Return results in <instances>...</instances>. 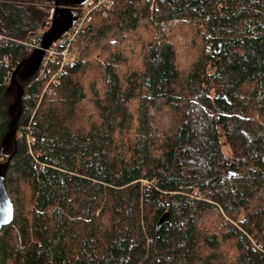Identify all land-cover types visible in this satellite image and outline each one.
I'll return each instance as SVG.
<instances>
[{
    "label": "trees",
    "instance_id": "1",
    "mask_svg": "<svg viewBox=\"0 0 264 264\" xmlns=\"http://www.w3.org/2000/svg\"><path fill=\"white\" fill-rule=\"evenodd\" d=\"M113 1L44 93L23 42L54 4L0 0V264H264V0Z\"/></svg>",
    "mask_w": 264,
    "mask_h": 264
},
{
    "label": "water",
    "instance_id": "2",
    "mask_svg": "<svg viewBox=\"0 0 264 264\" xmlns=\"http://www.w3.org/2000/svg\"><path fill=\"white\" fill-rule=\"evenodd\" d=\"M52 2L55 6L54 18L50 28L43 34L41 40V48L31 53L30 57L24 64V70L21 72L23 79L34 76L40 67L45 50L49 48L64 32L69 30L77 21L79 16V7H82L90 0H44ZM23 64L18 66L13 73V83L17 87L16 101L12 106V113H15L17 108L21 109L22 87L16 79L17 72ZM20 117V111L15 116L12 122V131L6 138L4 146L10 147L8 138L14 139L16 137L17 122ZM10 164V158L4 162L0 161V231L2 228L11 223L14 217V205L6 189V176ZM169 214L165 213L159 220L157 229L168 220Z\"/></svg>",
    "mask_w": 264,
    "mask_h": 264
},
{
    "label": "built area",
    "instance_id": "3",
    "mask_svg": "<svg viewBox=\"0 0 264 264\" xmlns=\"http://www.w3.org/2000/svg\"><path fill=\"white\" fill-rule=\"evenodd\" d=\"M113 4V0H90L87 2L82 6L83 10L79 12L76 23L45 50L37 72L38 79L45 82L44 92H51L52 86L58 83L60 77L65 73L66 68L75 65L78 56L73 46L86 22L92 18L95 12L107 10ZM54 10L55 7L53 6L49 11L44 28L42 26L43 29L36 33V37L23 42L30 54L41 48L42 36L52 24ZM6 38V36L0 33V43ZM3 61L6 66H9L11 63V59L7 56L3 57ZM10 77L12 79V72L10 73Z\"/></svg>",
    "mask_w": 264,
    "mask_h": 264
},
{
    "label": "rangeland",
    "instance_id": "4",
    "mask_svg": "<svg viewBox=\"0 0 264 264\" xmlns=\"http://www.w3.org/2000/svg\"><path fill=\"white\" fill-rule=\"evenodd\" d=\"M41 7H43V9L47 11V13H49L50 9L52 8V6H48L45 4H42ZM80 10H83V8L81 7ZM45 23H46V20L41 25V27L36 32H34L35 33L34 35H37L36 33L44 28ZM42 26H43V28H42ZM176 29L174 28L172 33L169 34L168 36L170 38H172V40L176 44L177 52H178L177 53L178 61L181 62V65H183V67H188L190 62H192V60H193V56L196 55V52H194L193 48L191 47V44L195 43L196 46H198V42L197 41L194 42V40L192 39V37H191L192 32L190 31L191 30L190 28L183 26V25H180L178 27V29L177 30ZM224 150L227 153H230V149L226 144H224ZM144 183H145V185L150 186L149 181L146 180V181H144Z\"/></svg>",
    "mask_w": 264,
    "mask_h": 264
},
{
    "label": "bare ground",
    "instance_id": "5",
    "mask_svg": "<svg viewBox=\"0 0 264 264\" xmlns=\"http://www.w3.org/2000/svg\"><path fill=\"white\" fill-rule=\"evenodd\" d=\"M34 34H35V33H34ZM33 37H36V35H34ZM33 37H32V38H33ZM6 39H8V38H6ZM6 39H5V40H6ZM15 41H16V40H15ZM17 42H18V41H17ZM73 47H74V46H73ZM74 50H75V48H74ZM75 52H76V50H75ZM76 53H77V52H76ZM4 56H7V55H3L2 57H0V60H1L3 63H4V61H3V57H4ZM77 56H78V54H77ZM7 57H9V56H7ZM9 58H10V57H9ZM10 59H11V58H10ZM11 61H12V60H11ZM4 64H5V63H4ZM22 64H23V63H22ZM5 65H6V64H5ZM70 67H72V66H70ZM68 68H69V67H67L66 70H67ZM66 70H65V72H66ZM60 78H61V77H60ZM59 80H60V79H59ZM43 92H44V91H43ZM47 92H49V91H47ZM44 93H45V92H44ZM20 110H21V109H20ZM168 214H169V213H168ZM254 245H256V243H254ZM257 247H258V248H261L262 246H261V244H257Z\"/></svg>",
    "mask_w": 264,
    "mask_h": 264
}]
</instances>
